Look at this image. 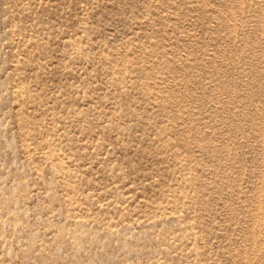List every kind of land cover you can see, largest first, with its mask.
<instances>
[{
	"label": "rangeland",
	"instance_id": "rangeland-1",
	"mask_svg": "<svg viewBox=\"0 0 264 264\" xmlns=\"http://www.w3.org/2000/svg\"><path fill=\"white\" fill-rule=\"evenodd\" d=\"M0 264H264V0H0Z\"/></svg>",
	"mask_w": 264,
	"mask_h": 264
}]
</instances>
